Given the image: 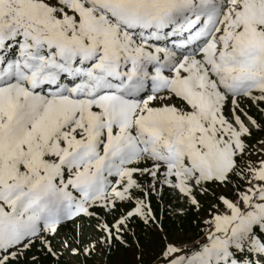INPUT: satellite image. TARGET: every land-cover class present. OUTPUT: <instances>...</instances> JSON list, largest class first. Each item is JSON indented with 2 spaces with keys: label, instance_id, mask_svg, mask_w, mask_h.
I'll use <instances>...</instances> for the list:
<instances>
[{
  "label": "snow or ice",
  "instance_id": "1",
  "mask_svg": "<svg viewBox=\"0 0 264 264\" xmlns=\"http://www.w3.org/2000/svg\"><path fill=\"white\" fill-rule=\"evenodd\" d=\"M244 100L264 115V0H0V264L37 244L58 264L68 225L60 248L90 255L155 219L158 184L216 201L204 239L167 243L161 264H264V140L253 163ZM84 217L105 234L88 245Z\"/></svg>",
  "mask_w": 264,
  "mask_h": 264
},
{
  "label": "trees",
  "instance_id": "2",
  "mask_svg": "<svg viewBox=\"0 0 264 264\" xmlns=\"http://www.w3.org/2000/svg\"><path fill=\"white\" fill-rule=\"evenodd\" d=\"M247 113L251 116V113ZM242 118L244 119L243 116ZM254 119L260 123L261 128L258 131H252L251 137L245 138L248 145V156L251 160L255 156H258L252 149V146L256 144L259 138L264 137V119L260 118L259 111L255 112ZM142 179L146 186L151 180L150 177ZM211 187H213L216 195L224 194L235 198L231 185L228 188ZM162 188L163 185L158 184L156 190H150L146 198L152 208L154 220H149L145 223L140 217L131 218L127 222V226L123 227L119 233H116L115 229H113L114 236L110 244L105 242L104 247L101 243H97L95 251L90 255L85 256L81 253L78 256H73L69 251L60 248L58 243L52 242L58 251L62 253L58 264H154L163 258L162 252L167 243H175L178 246H182L185 243L197 241L203 235L204 229L207 228L204 221L209 218L208 210L210 205L216 202L215 198L211 194L201 195L197 193V199L200 201L202 207L197 210L195 206L191 205L188 207L186 213L180 215L178 220H175L166 208L169 200H165L159 196V190ZM137 195L142 199L145 198L140 193H137ZM130 208L131 205H124L122 211L126 213ZM100 215L110 225L114 224L116 219L119 218L117 214L111 215L108 218L104 215L103 211H100ZM85 221L86 217L78 221L77 225L81 227V222ZM66 231L71 236L72 226L68 225L67 228H61V238H64ZM103 235L105 234L98 229V234L94 241L96 242ZM116 235H119L120 239H116ZM84 240L85 244H88L85 237ZM33 255L37 257L39 264H57L54 257L47 255L41 247L37 248V246L27 253L26 257L22 260V264H32L31 257Z\"/></svg>",
  "mask_w": 264,
  "mask_h": 264
},
{
  "label": "rangeland",
  "instance_id": "3",
  "mask_svg": "<svg viewBox=\"0 0 264 264\" xmlns=\"http://www.w3.org/2000/svg\"><path fill=\"white\" fill-rule=\"evenodd\" d=\"M160 43H161L162 46H169V47L171 46L170 43H168V42H160ZM241 107L246 112L251 113V116L253 118L255 116V112L257 113V111H258V109L255 106L251 105V103L249 101H247V100H244V101L241 102ZM229 115H230V113H229ZM260 118L264 119L263 115L261 113H260ZM244 119H245V123H248L247 118L244 117ZM249 127H251L250 124H249ZM252 131H258V129L252 128ZM261 140H264V137L259 138L258 141L256 142V144H254L252 146V149L258 154V156H255V158L253 160H251L253 163H256L258 161V159L260 158V156H261V153H260L261 145L259 144V141H261ZM159 196L164 198L165 200H169V203L166 204V208L171 213V216L174 217V219H175V217H179L180 218V215L186 213L188 207L191 206L187 202V200L185 198H183L178 192L172 190L171 188H169L166 185H163V188L161 190H159ZM116 214L119 215V216L121 215L120 212H117ZM104 215L106 217L110 218L112 214H108V213L104 212ZM96 225H97V222H96L95 219L87 218V217H86V221L85 222H81V227H79V225H77V230L79 231V229H80V231L83 232V236L88 241L87 242L88 244L90 242H92V243L95 242L94 239L97 237V234H98V228L96 227ZM206 230H207V228L204 229L203 235L197 241L191 242V243H185V244H187L189 247H191V246L195 245L196 242L197 243L201 242L204 239V234H205ZM61 239L62 238L59 235L52 242L58 243V241L61 240ZM88 244H85V245H88ZM101 244L105 247V243H101ZM185 244H183V245H185ZM36 246H37V248H40L39 244H37ZM73 246L75 247V245H73ZM162 260H163V258L158 260L154 264H161Z\"/></svg>",
  "mask_w": 264,
  "mask_h": 264
}]
</instances>
